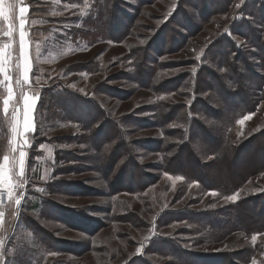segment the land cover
Masks as SVG:
<instances>
[{
    "label": "rangeland",
    "instance_id": "1",
    "mask_svg": "<svg viewBox=\"0 0 264 264\" xmlns=\"http://www.w3.org/2000/svg\"><path fill=\"white\" fill-rule=\"evenodd\" d=\"M22 6L29 8L32 65L23 91H38L43 104L34 113L36 130L27 134V183L16 189L24 193L21 205L5 194L1 209L4 264H264V95L253 97L256 84L264 86V0ZM7 26L0 21V45L10 40ZM225 35L234 45L222 41ZM198 62L208 71L192 88L187 77ZM15 91L19 97L21 89ZM57 92L78 97L60 102ZM246 94L259 98L256 109L235 118L239 149L224 152V120L239 113ZM5 95L0 86V159L12 139ZM185 118L195 122L187 151L177 141ZM222 158L231 160L229 170ZM243 160L262 165L237 185L238 199H225L229 187L212 196L218 182L237 178ZM176 171L196 182L184 184ZM206 171L224 176L211 179ZM204 176L206 191L197 185ZM238 201L244 203L233 208Z\"/></svg>",
    "mask_w": 264,
    "mask_h": 264
},
{
    "label": "snow or ice",
    "instance_id": "2",
    "mask_svg": "<svg viewBox=\"0 0 264 264\" xmlns=\"http://www.w3.org/2000/svg\"><path fill=\"white\" fill-rule=\"evenodd\" d=\"M23 0H15V2H9V0H0V20L8 22L7 31L3 34L10 38L8 43L0 45V86H3L6 95L3 97V113L5 117H10V131L12 133V139H9V152L3 155L0 159V209L4 204V195L9 201H14L17 206L21 205V197L24 193H20L19 196L16 193L17 188H22L27 180L25 178V163L27 153L24 151L29 141L27 134L36 130V124L34 123V113L37 110V104L40 100V93L34 92L29 95L23 91L25 85L29 84V74L32 72L31 58L29 55V42L27 40L28 33L25 31L26 18L25 14L29 12V8L22 6ZM239 7V5H237ZM18 8L19 15L16 16V10ZM15 19L19 21V47L18 55L14 56L13 49V33L15 26L11 22ZM195 71V69H193ZM15 75V88L13 86V78ZM74 87V85H71ZM21 89L20 96L17 97L15 89ZM22 101V109H21ZM249 117H245L248 119ZM243 123V120L239 121ZM18 153V155H14ZM177 180L182 177L177 176ZM36 191L44 192L45 189L37 188ZM212 196H216L215 191L211 192ZM239 193L226 196L228 201H236ZM215 207V205H212ZM5 213L0 210V225L4 223ZM252 241H256V235L252 236ZM140 248L137 249L139 253ZM4 251H0V264H4ZM255 264V262H253Z\"/></svg>",
    "mask_w": 264,
    "mask_h": 264
},
{
    "label": "trees",
    "instance_id": "3",
    "mask_svg": "<svg viewBox=\"0 0 264 264\" xmlns=\"http://www.w3.org/2000/svg\"><path fill=\"white\" fill-rule=\"evenodd\" d=\"M232 30H229L228 31V34L230 33V35L232 36V32H231ZM223 38V42H225V43H227L229 46L231 45V44H233L234 45V43L230 40V38H228V36L227 35H225V36H223L222 37ZM230 42V43H229ZM224 44V43H223ZM223 44H222V47H223ZM200 63L201 62H198V65H196V64H194L195 65V68H196V70H195V73H191V74H189V76L187 77V80L189 81V85L193 88L194 87V85L196 84L195 83V81H196V76L198 75V73L200 74V73H206V71H208L204 66H200ZM200 66V67H199ZM210 73V72H209ZM221 81V80H220ZM237 81V83H238V80H236ZM204 82V81H203ZM202 83V82H201ZM261 83L262 82H258L257 84H256V88H255V90H256V94L255 95H253V97H259L260 95H264V92H263V88H264V86H261ZM218 85H219V87L220 88H222L223 89V86H221V83L220 82H218ZM224 92H227V90H223ZM193 93H195V92H193ZM57 97H58V101H60V102H71V100H75L76 99V97H78V96H76L75 94H73V93H71V92H68L66 95H67V97L65 96V94L64 93H61V92H57V93H54ZM243 93L241 92V95H242ZM225 95V94H224ZM248 94H246V96H245V98H244V107H242V109L239 111V113H237V114H234L233 112H231V113H228V114H230V116H228V117H226V119L224 120L225 121V123H224V129H222L223 130V132H222V134L220 135V142L222 143V146H224V149H226L224 152H227L228 150H230L231 152H232V150L233 151H237L238 149H239V147H238V143H237V140L239 139V130H240V128L237 126L238 124H237V121H238V119H235L236 117H243V116H246V115H250L252 112H253V110L254 109H256L255 108V106H256V104L258 103L257 101L259 100V98H257V99H252L251 101H249V99H248ZM62 97H64V98H62ZM77 99H79V98H77ZM240 99H242V98H240ZM199 101V100H198ZM72 103V102H71ZM86 103H90V105L91 106H89L90 108H92V110L93 111H95L96 113H98V111H97V107L95 106V104H93L92 102H86ZM40 104H43V101L42 100H40V102H39V105H38V109H37V113H38V111H39V108L41 107V105ZM74 107V106H73ZM75 108V107H74ZM77 109V108H76ZM64 110L66 111H70L71 110V108H70V106L68 107V106H66L65 108H64ZM77 110H79V109H77ZM66 111V112H67ZM73 111V110H72ZM71 111V112H72ZM74 111H75V109H74ZM84 111V110H83ZM252 111V112H251ZM182 114H184V116L186 115V112L184 111ZM186 119V118H185ZM186 120H188L187 122H185V124H183L181 127H178V138H177V141L179 142V145H178V147L179 146H182L181 147V149H184V150H186L187 151V148H186V146L185 145H190L191 144V141H192V133H191V131H192V124H193V127L195 126V122H193L192 124L189 122V119H186ZM207 132H210V130L211 129H209L208 127H207ZM225 131V132H224ZM36 135H37V132H36ZM35 135V136H36ZM219 139H217V138H215V139H213V141H218ZM160 143H162L163 144V142H160ZM213 147V146H212ZM211 147V148H212ZM164 148V149H163ZM165 148L166 147H164V145H162V149H161V151L160 152H167V150H165ZM193 152V151H192ZM221 152V151H220ZM164 154V153H163ZM189 154H191L190 153V151H189ZM236 159V158H235ZM237 161L238 160H236L235 161V163H237ZM256 161V160H255ZM255 161L253 162V163H245V161L243 160V161H241L242 162V164H241V172H240V174H238L237 172V170L235 171V174H236V179H234L233 181H231V182H229V181H227L226 179H225V182L224 183H220V182H218V187H212V188H210V189H214V190H211V191H215V192H217V193H222L223 195H226V194H228V193H226L225 194V191H226V189H230V190H233V191H231L229 194H231V195H233V194H235L240 188H236L237 187V185H239L240 183H244V182H247L248 181V179L250 178V177H252V176H254V174L257 172V171H261L260 170V167H261V165H262V162H259L260 160H257V162H258V164H256L255 163ZM261 161H262V159H261ZM219 164H221V166L223 165L224 166V169H228L229 170V166H230V164H231V160H229L228 161V159H226V158H222L221 159V161H220V163ZM246 164V166L243 168L242 166L243 165H245ZM226 167V168H225ZM263 168H264V165H263ZM175 174H173V175H177V176H180V177H182V179L184 180V184H186V185H190V183H192V182H196L195 181V178L193 177V175L192 176H189V175H186L185 173H183V172H181V171H176V172H174ZM259 173V172H258ZM257 174V173H256ZM206 176L207 177H209V178H211V179H214V178H216V180L217 179H221V177L222 176H224V175H221V177L219 178V176H220V174H217V176L216 175H208V173H207V171H206ZM53 177V176H52ZM207 177H205L204 176V178H201V179H205V181H203V180H199V182H198V186L199 187H201V189H203V190H207L206 188H208V187H210V184H209V182L207 181L208 179H206ZM218 177V178H217ZM226 187H229V188H226ZM224 188H226L225 189V191L224 192H222V190L224 189ZM221 194V195H222ZM244 203V201L242 202V201H238V202H236V203H234L233 204V208H235V209H239L241 206H242V204ZM199 224H203V223H199ZM214 224H216L215 222H214ZM221 224V223H220ZM204 225V224H203ZM204 226H207V227H209L208 226V224L207 225H204ZM245 231L247 230L246 228H248L247 227V225L245 224L243 227H242ZM251 233H253V234H256L257 232H255V231H252ZM210 264H211V261H210Z\"/></svg>",
    "mask_w": 264,
    "mask_h": 264
},
{
    "label": "crops",
    "instance_id": "4",
    "mask_svg": "<svg viewBox=\"0 0 264 264\" xmlns=\"http://www.w3.org/2000/svg\"><path fill=\"white\" fill-rule=\"evenodd\" d=\"M27 14H28V13L25 14V18L27 17ZM18 15H19V12H18V8H17V10H16V16L18 17ZM0 21H1V20H0ZM11 22L14 24L15 28H17V30H16V36L18 37V40H19V36H18L19 21H18V19H15V20H13V21H11ZM7 23H8V22H7ZM25 27H26V24H25ZM14 155H18V153H14ZM25 167H26V163H25Z\"/></svg>",
    "mask_w": 264,
    "mask_h": 264
},
{
    "label": "built area",
    "instance_id": "5",
    "mask_svg": "<svg viewBox=\"0 0 264 264\" xmlns=\"http://www.w3.org/2000/svg\"><path fill=\"white\" fill-rule=\"evenodd\" d=\"M3 199H4V204H5V195H4ZM4 204H3V207H4ZM3 207H2V209H3ZM0 210H1V209H0Z\"/></svg>",
    "mask_w": 264,
    "mask_h": 264
}]
</instances>
